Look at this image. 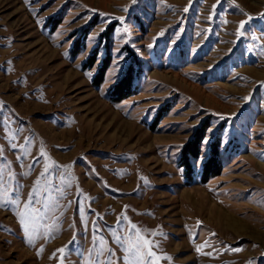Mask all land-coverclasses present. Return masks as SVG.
Returning <instances> with one entry per match:
<instances>
[{
	"label": "rangeland",
	"instance_id": "rangeland-1",
	"mask_svg": "<svg viewBox=\"0 0 264 264\" xmlns=\"http://www.w3.org/2000/svg\"><path fill=\"white\" fill-rule=\"evenodd\" d=\"M262 49L264 0H0V148L24 186L20 207L41 146L72 185L32 244L0 208V264H86L94 222L122 264L107 231L121 216L172 258L158 264H264ZM132 66L137 89L116 101L111 87ZM203 123L210 139L188 180L179 161ZM26 140L31 155L18 160ZM217 143L222 171L204 183Z\"/></svg>",
	"mask_w": 264,
	"mask_h": 264
},
{
	"label": "snow or ice",
	"instance_id": "snow-or-ice-1",
	"mask_svg": "<svg viewBox=\"0 0 264 264\" xmlns=\"http://www.w3.org/2000/svg\"><path fill=\"white\" fill-rule=\"evenodd\" d=\"M136 3V0H133ZM127 11V9H125ZM187 11V9H185ZM123 19V18H122ZM245 21H241L240 30L238 35L242 34ZM152 47V45H149ZM264 54V49H262ZM10 63V62H9ZM3 108V102H0V110ZM19 134V129L13 133V139ZM210 137H205L203 144L207 145ZM13 149H17V144L10 142ZM32 141L26 140L25 144L20 145L18 149L17 159L31 155ZM41 158H45L43 170L40 177L34 183L32 190L28 194V198L23 202L21 209L23 184L18 179V174L12 170L11 162L7 161L3 154V149L0 148V208H5L13 211L21 225L22 231L25 233L26 242L29 244L34 243L33 235H39V228L37 225L44 226L47 217V212L59 203L58 200L52 202L56 193H62L65 188H70L72 185L69 183L70 177L65 168L58 164L49 165L46 159V152L41 146L40 153L37 157L33 158L32 163L28 165V173L22 175H30L37 164L40 163ZM43 181V183H41ZM39 205L40 207H37ZM59 217L56 218L58 222ZM86 223V222H85ZM199 223V222H198ZM126 235H118L117 233H124ZM101 229L97 223H93V240L92 249L89 250L86 264H114L113 256L115 252L112 248L105 249L101 247L102 242L106 240L101 233ZM109 234L115 237L114 242L120 246L123 256L119 258L122 264H158L163 259H172L171 257H161L154 251L159 245L145 238L142 234L146 230H142L139 226L131 223L126 216H121L117 220V224L107 228ZM51 235V234H50ZM156 235V233H152ZM214 235V234H213ZM204 246H207L205 244ZM99 249V251H97ZM43 249L40 250L42 252ZM64 248L59 249V252L64 253ZM107 251V257L104 253ZM196 251H200L197 247ZM239 251V249H237ZM38 252V255L40 254ZM65 257H61V264H63Z\"/></svg>",
	"mask_w": 264,
	"mask_h": 264
},
{
	"label": "trees",
	"instance_id": "trees-1",
	"mask_svg": "<svg viewBox=\"0 0 264 264\" xmlns=\"http://www.w3.org/2000/svg\"><path fill=\"white\" fill-rule=\"evenodd\" d=\"M89 27H87L84 30L83 37L87 35L89 32ZM114 31L113 27H109L106 34L111 35ZM79 41V40H78ZM82 45H76V43L73 46L72 54H78L81 51ZM93 56V55H92ZM95 55L93 56V58ZM111 54L105 57L103 60L101 67L99 69V72L97 73L96 77L94 78L95 84H101L104 81V76L109 68V65L111 63ZM92 63L95 62L94 59L91 60ZM135 67L132 66L128 72L111 87V95L112 98L116 101H121L132 94L135 93L137 89V84L134 83L135 74L137 73L136 69L134 71ZM136 72V73H135ZM163 113H159V117H162ZM209 125L207 123H203L201 126L198 127L195 135L193 138L187 142L182 150V155L180 158V166L184 168L185 177L188 180H191L194 177L195 169L192 164L193 159H197L200 157L201 154V143L205 137L206 130L208 129ZM213 153L210 155V157L204 162L203 168L201 171V181L204 183L208 182L212 177L217 176L222 171V163L219 158V144H216Z\"/></svg>",
	"mask_w": 264,
	"mask_h": 264
},
{
	"label": "bare ground",
	"instance_id": "bare-ground-1",
	"mask_svg": "<svg viewBox=\"0 0 264 264\" xmlns=\"http://www.w3.org/2000/svg\"><path fill=\"white\" fill-rule=\"evenodd\" d=\"M232 220H233V219H232ZM232 220H231V221H232ZM236 222H237V221H236ZM238 222H239V221H238ZM238 222H237V223H238ZM231 224H234V223H233V222H231ZM235 225H236V224H235ZM240 227H241V226H240Z\"/></svg>",
	"mask_w": 264,
	"mask_h": 264
}]
</instances>
